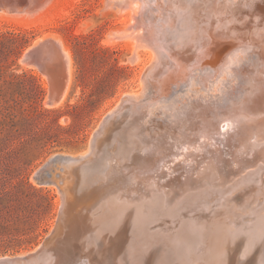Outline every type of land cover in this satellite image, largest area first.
Here are the masks:
<instances>
[{"label": "bare ground", "instance_id": "obj_1", "mask_svg": "<svg viewBox=\"0 0 264 264\" xmlns=\"http://www.w3.org/2000/svg\"><path fill=\"white\" fill-rule=\"evenodd\" d=\"M113 3L129 13L113 33L134 45L133 60L149 54L143 85L88 152L57 162L64 199L42 264H264V0ZM44 45L70 76L55 37L27 58ZM181 87L187 95L170 100ZM110 140L116 160L103 158Z\"/></svg>", "mask_w": 264, "mask_h": 264}, {"label": "rangeland", "instance_id": "obj_2", "mask_svg": "<svg viewBox=\"0 0 264 264\" xmlns=\"http://www.w3.org/2000/svg\"><path fill=\"white\" fill-rule=\"evenodd\" d=\"M119 10L113 0H0V257L23 255L47 239L62 203L54 178L60 157L88 152L104 117L126 94L141 91L149 54L140 49L134 61V45L113 33L127 24L129 13ZM48 37L70 52V76L56 59L48 61L45 45L27 58ZM187 92L177 88L169 98L177 102ZM111 142L103 158L116 160ZM70 258L77 261L75 253Z\"/></svg>", "mask_w": 264, "mask_h": 264}, {"label": "water", "instance_id": "obj_3", "mask_svg": "<svg viewBox=\"0 0 264 264\" xmlns=\"http://www.w3.org/2000/svg\"><path fill=\"white\" fill-rule=\"evenodd\" d=\"M37 50L38 49H36L33 46L30 49L29 53H31V54H34L35 53L36 54L37 53ZM106 117H107V115L104 118H106ZM101 124H102V122H101ZM97 130L94 133V135L98 132ZM62 204H63V199H62L61 205ZM60 209H61V207H60ZM60 216H61V212L59 211V217ZM59 217H58V221H59ZM57 225H58V223H57ZM46 240L43 241L36 249H34L32 251H29V252H26L23 255H20V256L13 255V257H0V264H39V263L42 264L44 262L45 258H46L47 252H48V250L50 248L49 241H46ZM64 247L65 246H63V248ZM60 253L63 254L64 253V250L63 249L60 250Z\"/></svg>", "mask_w": 264, "mask_h": 264}]
</instances>
